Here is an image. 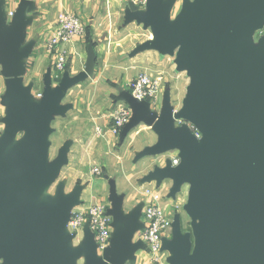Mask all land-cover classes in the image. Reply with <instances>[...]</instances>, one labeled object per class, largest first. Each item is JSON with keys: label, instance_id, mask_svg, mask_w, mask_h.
Listing matches in <instances>:
<instances>
[{"label": "water", "instance_id": "1", "mask_svg": "<svg viewBox=\"0 0 264 264\" xmlns=\"http://www.w3.org/2000/svg\"><path fill=\"white\" fill-rule=\"evenodd\" d=\"M30 1L20 0L8 18L0 0V77L5 91L0 145L24 133L22 143L0 158V257L5 264H71L75 252L63 250L69 237L57 233L66 225L62 213L74 200L57 197L27 219L36 195L62 166L58 157L43 169L50 122L64 94L78 81L63 78L55 89L47 81L40 98L22 87L32 49L25 44ZM129 8L135 20L152 31V41L142 48L175 53L176 71L189 78L177 113L162 107L156 114L146 102L131 98L129 90L116 100L131 111L120 135L138 125L152 127L159 143L149 153L175 150L179 158L176 167L169 164L156 177L171 180L176 192L182 184L189 186L186 211L196 223L195 242L191 245L172 222L170 239L162 240L167 263L264 264V43L257 50L250 44L252 32L264 20V0L184 3L172 26L161 0H146L139 15L132 2ZM95 60L89 41L84 62L89 78ZM188 125L200 134L199 140ZM107 214L112 233L102 261L94 257L93 236L88 222L84 225L94 244L85 246L87 264H125L144 249L131 241L143 230L138 218L124 219L117 204Z\"/></svg>", "mask_w": 264, "mask_h": 264}, {"label": "rangeland", "instance_id": "2", "mask_svg": "<svg viewBox=\"0 0 264 264\" xmlns=\"http://www.w3.org/2000/svg\"><path fill=\"white\" fill-rule=\"evenodd\" d=\"M161 1L163 2L169 25L172 26L180 13L182 5L184 3H193L195 0ZM130 2H132V0H130ZM133 5L138 10V15L144 11V9L139 10L134 3ZM62 12L64 11L56 12L50 16L49 19L52 18L53 26L47 34L44 32V37L42 40L40 39L31 57L25 83H33V89L36 95L41 94L37 93L39 89L42 88L41 81L45 80V78H49L50 64L52 60H54L55 53L58 50V47L49 48L50 45H52L53 38L56 37L55 32L57 31H54L56 30V18L58 14ZM133 16L131 15L129 18L127 16L126 19L129 21L131 20L134 24L132 26L134 28V34L130 35L128 32L127 49H121L122 52L125 51L123 54H125L127 62L131 61L134 63L132 69L128 68L127 72H125L128 78L127 80L131 83L133 79L140 74L134 72V65H142V71L157 80L159 85V95L156 104L150 105L146 102L149 105V109L159 114V110H161L162 107H166L177 113L182 108L184 92L186 91L185 85L182 87L183 81L188 87L189 78L186 76L185 72L176 71L175 53L161 54L154 50H145L142 48V46L152 41V31L144 24L138 23L135 20V16ZM122 19L125 18L122 17ZM122 26L123 24L120 27ZM42 28L41 23L38 21L34 24V28L30 30L29 36L31 37L35 32H41ZM147 36H149V39H147ZM135 42H138V45L135 44ZM263 43L264 20L261 25L252 32L250 37V44L254 50L260 48ZM85 45H87V43ZM116 50H118V47L114 48L113 52L110 50V55L112 59L118 61ZM148 53L152 54V58H145ZM99 83L101 82H94V80H89L87 77H85V79L80 78L68 89V91H70H67L68 95L67 92L65 93L67 96H70L72 101H76V103L80 104L79 106L76 105L70 112L66 113V111H62V113H59L62 115L61 117L59 114L54 115V119L56 118L53 123L54 132L48 135L49 146L43 169L46 170L55 161L54 159L56 157H60L63 160L62 166L56 177L46 184L36 195L27 219L35 215L45 202H53L57 197L64 199L72 198L74 200L72 206L62 213L61 217L65 219L66 225L57 233L65 234L69 237V242L66 243L63 250L75 252V256L71 259V264H87L85 246L91 245L93 242L82 227L73 230L70 226V221L86 207L89 208L96 204H101L110 211L113 205L117 204L122 217L127 219L130 216H134L138 218V225L140 219H142L143 210L146 205L155 204L162 208L164 213L168 215L171 224L174 222L179 233L181 235H186L191 245H193L195 242L194 228L196 223L192 221L190 214L186 211L189 190L187 191V187L183 186L182 190L180 187L176 192L173 190V183L171 180L166 178L159 179L155 175L171 164V159L177 152L175 150H170L159 154H150L149 150L152 149V144H149L150 138L152 136H157L152 127H146L144 125L136 126L123 137L125 140H122L119 145L116 143L111 147L110 155H106L102 160L95 161L90 159L89 145L84 148L78 146L76 150L69 153H67L68 149L64 150L62 153H59V156L58 153H56L60 145H62L66 139L76 138L74 135V128L77 123H83L79 120L82 118L86 119V117L89 116V112L92 111V108H88L87 106L90 103L102 105L98 115L102 116L107 113L108 116L110 114L112 115L114 107L118 104V102L115 101L118 100V97L116 96L114 98L115 94L112 97L105 95L101 86H98ZM112 83L107 82L106 84L112 87L114 85ZM77 88H79V91ZM126 92V89L122 90L123 98L128 94ZM4 95L5 91L2 85H0V137L3 131L1 120L4 117V109L1 108L3 107L1 101ZM28 106L31 112L33 109L30 104H28ZM58 108H60V106H58ZM82 108H84V110ZM76 114L80 116L79 119L76 118ZM72 119L78 121L73 123ZM23 138V132L16 133L8 142L6 141L1 144L0 158L3 160L14 146H19L22 143ZM95 167L100 170L98 174L92 172ZM56 236L57 235L52 237V239ZM131 241L132 244L142 246L143 243L139 231L133 234ZM92 246L94 247V244ZM145 250V248L138 249L125 264H152V256L146 253ZM94 257L98 261L103 260L102 253H99L96 249H94ZM5 263V259L0 257V264Z\"/></svg>", "mask_w": 264, "mask_h": 264}, {"label": "crops", "instance_id": "3", "mask_svg": "<svg viewBox=\"0 0 264 264\" xmlns=\"http://www.w3.org/2000/svg\"><path fill=\"white\" fill-rule=\"evenodd\" d=\"M2 1L4 10L7 14L13 13L20 2V0ZM129 3L130 0H31V10L27 15L29 19L31 18V21L29 27H27L26 29L25 44H30L32 46V49L26 60V72L22 78V87H29L30 94L33 97H36V93L34 92L35 90L33 89V83H25V79L28 75V67L31 63V57L36 46H38L40 39L42 40V38L44 37V32L45 34H47V32H49V30L53 26L52 18L49 19L50 16H52V14H55L56 12L64 11L77 16L85 29L86 36L88 35L90 37V41L93 44L94 52L96 54L94 73L91 78L84 75V62L86 58V48L84 47H87V45L85 44H88L89 41L86 42L85 38L84 41L70 43L65 46V50L69 58L65 71L61 74H56L52 61V63L50 64L51 66L49 78H45V80L41 81L42 88L39 89L37 93L43 92L45 88V82L47 81L48 86L51 89H55L63 80V78L66 80H70L73 78L85 79V77H87V79L92 81L94 80V82H101L98 84V86H101L105 95L112 97L115 94L114 98L117 96L118 100L123 98L122 90H127V86L130 82L129 80H127L128 78L125 72H127L128 68L132 69V66L134 64L131 61L127 62L125 54H123V52L125 51H121V49H127L128 32L130 33V35L134 34V28L132 27L134 24L131 22V20L129 21L126 19L127 16L129 18L132 15L129 8ZM122 17H124L125 19H122ZM38 21L41 23V27L43 28L41 29V32H35L30 37L29 32L32 28H34V24ZM122 24L123 26L120 27ZM147 39H149V36H147ZM137 43L138 42H135V44ZM117 47L118 50L116 51L118 54V61H115L111 58L112 56L110 55V50H112L113 52V49ZM148 57L152 58V54L148 53L145 58L148 59ZM142 67L143 66L139 64H136V66L134 65V72H138V74H145L141 69ZM107 82H113L112 84L114 85L110 87L106 84ZM0 85H2L4 89V83L1 77ZM183 85H185L184 87L187 88L184 81L182 87ZM77 90L79 91V88H77ZM185 92L183 99L185 98ZM67 95L64 94V96L62 97V100L59 104L60 108H57L55 115L62 113V111H66V113L70 112L76 107V105L79 106L80 103L72 101L70 96ZM87 107L92 108V111L89 112V116H87L86 119L82 118L81 120H79L83 123H77L76 127L74 128V135L76 136V138L66 139L62 143V145H60L59 149L56 152L58 153V156L59 153H62L64 150L68 149L67 153H69L76 150L78 146L84 148L89 145L90 159L95 161L102 160L106 157V155H110L111 147H113L116 143L119 145L122 140H125L123 138L125 136L122 137L120 134L112 133L111 114L109 116L108 113L102 116L98 115L102 105H94V103H90ZM1 108L4 109V107ZM82 109L84 110V108ZM59 115L60 117L62 116L61 114ZM76 116L77 119L80 118V116H78L77 114ZM55 119L53 115L50 122V133L52 134L54 132L53 123L55 122ZM77 121L78 120L72 119L73 123H76ZM1 126L4 127L3 125ZM158 143L159 140L157 136H152L150 138L149 144H152V148ZM56 159H58V157H56L54 160ZM140 224V226H143L144 228L143 219H140ZM82 228L85 229L84 226H82ZM138 231L141 235L143 230Z\"/></svg>", "mask_w": 264, "mask_h": 264}, {"label": "built area", "instance_id": "4", "mask_svg": "<svg viewBox=\"0 0 264 264\" xmlns=\"http://www.w3.org/2000/svg\"><path fill=\"white\" fill-rule=\"evenodd\" d=\"M137 8L144 9L146 0H132ZM12 13H8V18H11ZM55 38L52 40L50 48L58 47L53 61L55 72L61 74L65 71L68 64V54L65 51V46L85 40V31L80 19L68 12L58 14L56 18ZM57 76V75H56ZM131 98L137 102H147L150 105H155L159 95V85L157 80L148 74H139L128 84ZM41 94H37L36 98H40ZM131 118V111L127 105L118 103L111 115L112 133L120 134L125 125ZM189 130L193 136L199 140L200 134L191 125ZM179 164L178 154L171 159V167H176ZM93 173L98 174L99 168L95 167ZM108 209L96 204L86 208L79 214L75 215L71 221L70 226L73 230H77L88 222V227L93 236L95 248L99 253H102L110 244L112 233L111 223L112 219L107 214ZM144 228L141 233V240L146 249V253L152 256V264H168V253L162 251V240L170 239L171 236V221L168 215L164 213L161 207L155 204H147L143 210L142 215Z\"/></svg>", "mask_w": 264, "mask_h": 264}, {"label": "bare ground", "instance_id": "5", "mask_svg": "<svg viewBox=\"0 0 264 264\" xmlns=\"http://www.w3.org/2000/svg\"><path fill=\"white\" fill-rule=\"evenodd\" d=\"M183 186H186V187H187V191L189 190V188H188L189 186L186 185V184H183V185L181 186V190H182Z\"/></svg>", "mask_w": 264, "mask_h": 264}, {"label": "trees", "instance_id": "6", "mask_svg": "<svg viewBox=\"0 0 264 264\" xmlns=\"http://www.w3.org/2000/svg\"><path fill=\"white\" fill-rule=\"evenodd\" d=\"M86 37V42L90 41V37L87 35Z\"/></svg>", "mask_w": 264, "mask_h": 264}]
</instances>
